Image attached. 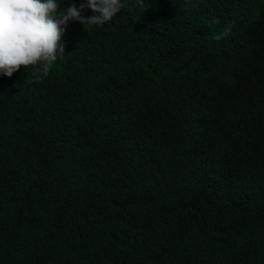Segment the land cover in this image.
I'll use <instances>...</instances> for the list:
<instances>
[{
	"label": "trees",
	"instance_id": "16d2710c",
	"mask_svg": "<svg viewBox=\"0 0 264 264\" xmlns=\"http://www.w3.org/2000/svg\"><path fill=\"white\" fill-rule=\"evenodd\" d=\"M122 3L0 76V264H264V0Z\"/></svg>",
	"mask_w": 264,
	"mask_h": 264
},
{
	"label": "clouds",
	"instance_id": "9594fccd",
	"mask_svg": "<svg viewBox=\"0 0 264 264\" xmlns=\"http://www.w3.org/2000/svg\"><path fill=\"white\" fill-rule=\"evenodd\" d=\"M125 7L122 0H72L60 10L57 0H0V76L12 77L32 66L47 76L65 56L63 36L70 21L103 27ZM91 10L93 15L85 13ZM231 31L225 28L214 39ZM27 84L32 81L27 79Z\"/></svg>",
	"mask_w": 264,
	"mask_h": 264
}]
</instances>
